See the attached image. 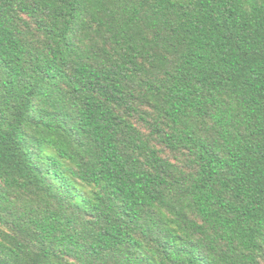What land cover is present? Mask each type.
<instances>
[{
	"label": "trees",
	"instance_id": "obj_1",
	"mask_svg": "<svg viewBox=\"0 0 264 264\" xmlns=\"http://www.w3.org/2000/svg\"><path fill=\"white\" fill-rule=\"evenodd\" d=\"M0 264H264V0H0Z\"/></svg>",
	"mask_w": 264,
	"mask_h": 264
}]
</instances>
